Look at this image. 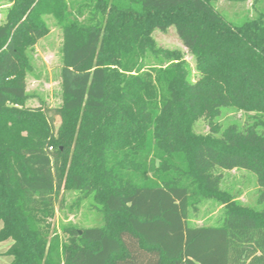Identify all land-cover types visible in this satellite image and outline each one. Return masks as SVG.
<instances>
[{"label": "trees", "instance_id": "trees-1", "mask_svg": "<svg viewBox=\"0 0 264 264\" xmlns=\"http://www.w3.org/2000/svg\"><path fill=\"white\" fill-rule=\"evenodd\" d=\"M214 1L12 0L0 23L8 264H264V0L240 25ZM47 17L62 33L61 101L29 107L28 53ZM169 27L194 80L182 51L155 44ZM224 109L250 115L221 130ZM201 119L207 134L194 131ZM234 169L256 176L260 209L220 188ZM62 191L91 197L102 225L54 230ZM205 200L223 206L220 224L191 226Z\"/></svg>", "mask_w": 264, "mask_h": 264}, {"label": "rangeland", "instance_id": "rangeland-1", "mask_svg": "<svg viewBox=\"0 0 264 264\" xmlns=\"http://www.w3.org/2000/svg\"><path fill=\"white\" fill-rule=\"evenodd\" d=\"M12 0H0V23L5 19L7 9ZM262 1L249 0L244 3L215 0L213 7L224 20L240 25L247 19H254L262 9ZM49 33L38 41L33 52L28 53L31 71L26 78V91L30 97L27 105L37 107L44 104L55 108L61 101L60 75L61 66L60 48L62 43L61 30L56 26L51 17L46 18ZM152 37L157 47L165 50H180L184 53L185 60L189 64L190 79L194 80L196 72L194 60L188 54L186 48L178 38L174 27H169L165 32L155 30ZM148 63L153 66L163 65V58L150 56ZM250 114L233 109H224L217 119L220 129L230 124H243ZM264 120V118H263ZM59 119H55V126ZM194 131L198 134L209 133V126L203 119L196 122ZM220 188L231 194L240 204L255 209H260L257 202L259 186L256 176L243 169L222 171ZM61 199V203H59ZM59 201L55 207V215L51 220L52 228L61 231L63 227H75L77 229L98 227L103 223L101 214L97 211L91 197L82 198L78 193L61 192ZM223 214V206L213 200H205L199 205L197 212L190 213L191 226H212L220 224ZM1 227V225H0ZM9 242L0 243V264H8L10 258L5 255Z\"/></svg>", "mask_w": 264, "mask_h": 264}, {"label": "water", "instance_id": "water-1", "mask_svg": "<svg viewBox=\"0 0 264 264\" xmlns=\"http://www.w3.org/2000/svg\"><path fill=\"white\" fill-rule=\"evenodd\" d=\"M81 234V232H79Z\"/></svg>", "mask_w": 264, "mask_h": 264}]
</instances>
